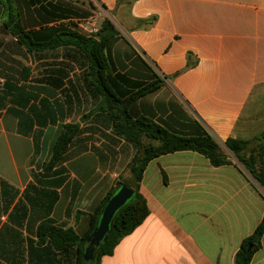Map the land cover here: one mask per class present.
Segmentation results:
<instances>
[{"label": "crops", "instance_id": "obj_1", "mask_svg": "<svg viewBox=\"0 0 264 264\" xmlns=\"http://www.w3.org/2000/svg\"><path fill=\"white\" fill-rule=\"evenodd\" d=\"M31 39L5 26L0 0V264H77L81 245L57 248L43 225L89 232L92 216L130 179L134 142L114 113L147 117L170 132L209 133L232 164L193 150L152 159L139 192L147 218L100 264H235L264 217V190L227 148L257 142L251 128L264 89V0H13ZM108 18L105 75L97 83L73 44L40 46L62 31L91 34ZM78 130L64 158L48 165L65 125ZM84 264H96L93 258ZM250 264H264V235Z\"/></svg>", "mask_w": 264, "mask_h": 264}, {"label": "trees", "instance_id": "obj_2", "mask_svg": "<svg viewBox=\"0 0 264 264\" xmlns=\"http://www.w3.org/2000/svg\"><path fill=\"white\" fill-rule=\"evenodd\" d=\"M5 8L9 10L10 18L5 21V26L13 34L31 39V34L25 31L19 15L14 14L13 0H1ZM118 31L113 23L105 18L101 27L95 34L87 35L83 31H62L52 41L40 43L32 42V46L73 44L81 48L89 57L91 66L95 68L97 83L101 89L116 103H127L137 96H142L148 92L157 90L160 81L148 84L133 95L122 99L115 95L107 83L105 70L107 60L105 56V46L109 39ZM114 127L117 133L125 136L137 146V152L128 165L130 179L124 181L125 184L134 189L135 193L127 203L122 206L113 219L112 226L107 238L95 248L94 259L96 264H100L105 255H111L117 244L127 235L131 234L150 214V209L146 199L139 192V185L143 178L144 171L148 163L163 154L180 151L193 150L209 158L214 166L232 164L233 161L222 149L221 145L209 133L196 136H185L170 132L163 126L151 121L147 117L133 119L127 109L114 113ZM78 130L76 124L65 125L64 131L53 145L50 163L54 165L62 160L67 152L68 145L72 141ZM227 148L233 153L235 158L243 165L246 171L264 190V130L257 137V142L250 147V141L240 138L229 137L226 141ZM108 199L96 210L92 216L91 228L88 233L79 236L73 229H63L49 225H43L50 235L52 242L57 248H67L72 245H81L77 264H84L85 249L88 238L99 224L103 209ZM264 235V217L255 229L254 233L245 238L235 256V264H250L255 251L261 247ZM254 246L250 248V245Z\"/></svg>", "mask_w": 264, "mask_h": 264}, {"label": "water", "instance_id": "obj_3", "mask_svg": "<svg viewBox=\"0 0 264 264\" xmlns=\"http://www.w3.org/2000/svg\"><path fill=\"white\" fill-rule=\"evenodd\" d=\"M135 191L127 184H122L118 191L112 194L105 205L99 224L88 238L85 249V259L94 257L95 248L99 246L108 236L116 212L132 198ZM254 245L251 244L250 248Z\"/></svg>", "mask_w": 264, "mask_h": 264}, {"label": "rangeland", "instance_id": "obj_4", "mask_svg": "<svg viewBox=\"0 0 264 264\" xmlns=\"http://www.w3.org/2000/svg\"><path fill=\"white\" fill-rule=\"evenodd\" d=\"M251 124V128H255L259 130H264V89H263V95L262 98L257 103L254 115L252 117V121L248 123V125Z\"/></svg>", "mask_w": 264, "mask_h": 264}, {"label": "built area", "instance_id": "obj_5", "mask_svg": "<svg viewBox=\"0 0 264 264\" xmlns=\"http://www.w3.org/2000/svg\"><path fill=\"white\" fill-rule=\"evenodd\" d=\"M94 21H96V18H91L90 19V22L91 23H93V27H92V29H91V34H95L97 31H98V29L95 27V23H94Z\"/></svg>", "mask_w": 264, "mask_h": 264}]
</instances>
